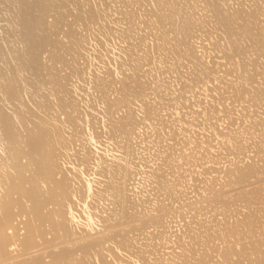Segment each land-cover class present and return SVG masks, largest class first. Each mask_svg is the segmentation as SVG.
<instances>
[{
    "label": "bare ground",
    "instance_id": "bare-ground-1",
    "mask_svg": "<svg viewBox=\"0 0 264 264\" xmlns=\"http://www.w3.org/2000/svg\"><path fill=\"white\" fill-rule=\"evenodd\" d=\"M223 1L228 2L229 0H130L129 3L138 5L137 8L144 2L146 9L144 7H141L142 10L139 9L140 7L132 9L128 3L127 10L121 12L122 14L124 13L121 16L123 18L119 20L125 22L122 24L125 25V27L123 26L124 30L117 24L123 30L121 33L123 37L119 35V28L115 26H112V28L110 26H103L104 28L119 29L117 33L119 36L115 35L116 29L115 32L113 30L116 37L114 35L112 37L126 38V40L124 39L125 41L123 40L124 42L129 40L126 42L128 45L123 42L125 46H128L126 47L129 53H125L127 52L124 49L125 46L122 47L121 45L119 47V49L122 47L125 50L124 52L121 49L123 55L124 53L125 55L122 56L120 54V57H125L127 61L124 63L121 57L122 61L120 64L128 70L129 74L127 79L117 81L116 83L115 81L103 82V79L100 77H95V80L91 78L90 83L93 82V86L102 94L100 99L103 105L101 106L103 113L100 112V114H103L102 128L97 127L100 125L99 117L98 119L85 114V119H83L79 116L81 113L75 109L73 101H70L63 94L62 76L57 72H52L51 68L49 70L44 68L41 71H37L36 78L39 80L40 86H48L51 93L49 92V96H44L43 94L38 96L39 99L35 102L38 105H35L34 110L23 112L21 111L23 104L20 103L16 106L10 105L11 107H7L11 113L7 112V108H3L2 105H5V102L10 101V99L23 94L25 87H14L11 81L0 86V91L3 93V97L0 96V264H264V211H262V215L257 211V208L264 204V133L262 131V129L264 130V120H259V118L257 119L252 116L253 112L251 116H244V112L241 117H243V121L248 120V122L245 121L248 124L243 127L241 122L236 121L237 118L234 120L231 117L234 110V108L232 110L233 102L244 101L246 98L251 101L250 104H253V107L254 105L256 107L264 105V87L253 86L254 79L257 76L259 77V74L262 75L263 70L262 72L260 71L262 67H258L257 61L254 65L252 63L251 65L248 63V59L243 58L239 60L233 56L234 51L243 52L240 43H238V35L251 37V44L254 45V48L255 46L262 48L264 35L262 37L261 34L260 39L259 34L261 31L264 34V18L262 16L264 12V0H252V2L250 0L251 3H247L248 5L251 4L249 9L244 8L246 3L244 2L245 4L243 5L242 0L241 4L243 7L239 4V7L233 6V8H231L232 6L226 7L229 3L226 2L225 6ZM127 2L126 5L123 2V8L125 9ZM237 2H233V4L235 3L236 6ZM145 5L143 4V6ZM28 6H25V8L28 9L27 15L29 16L27 17H29V20L27 18L26 23L25 21L23 22L25 25L23 35L37 28V21H33L34 19L29 23L30 18H33L30 15L32 13L34 15V12L32 6L30 5V9ZM19 7V15H21L22 5H19ZM199 8L205 13H207L206 10L208 11L211 17L210 21L213 18V23L209 25V33L215 32L213 34L215 37L216 31H218L221 38L219 42V36L215 37L217 41H213L214 45L211 46L215 48L214 50L216 48L217 51L220 49L223 52V56L227 59V62L225 61L226 64L234 67V70L237 72L240 71L239 76L243 78L245 84L247 80L249 84L244 85L241 83L240 85L237 84V86L233 82H230L226 86H223L224 84L221 83L223 88H220L219 83L218 86H214V92L216 91L215 87H218L217 94L220 90L225 92L224 94H228V96L223 93H219L218 95L223 94L221 95V99L223 97V100L230 98L229 104L232 103L230 104V107L232 105L231 111L228 108L222 109V112H232L229 118L234 120L228 119V114L226 113V116L222 115L229 121L227 124L223 123L226 125V127L223 126L225 129L227 128L226 131H223V128L219 129L216 124H213L214 127H218V131H216L217 133L214 132V136L212 134L211 136L213 139L216 136L221 137V140H219L220 146L214 155L212 152L215 149H212L216 145L212 146L210 144L212 137L206 138L204 136L202 138L205 139L192 140L191 138L194 136L193 132H191L192 134L189 133L194 129L192 127L188 131V128L185 127V129L182 126L189 135H192L190 138L188 135H185L186 133L180 132L183 134L181 135L182 137L180 136L181 138L179 137L181 142L179 140L177 142H180L182 146V143H185L186 140V146L183 145L182 147L176 142V137L180 133L178 134L176 130L172 131L178 134L172 133L173 136L177 135L176 137L174 136V141L180 147H178V152H171L176 145L174 146L175 143L173 142V148H169L172 145L170 146L169 139L165 140L168 135L163 140L166 143L169 142V147L165 143L163 144V142L162 145L159 144L171 149L170 153H168V148L161 147L162 149H160L159 146H156L158 145V141L154 142L156 144H154L155 151H157V147L160 150L156 152L155 158L157 157L158 159H156H160L161 162L159 164L155 162L157 166L153 168L149 166L148 168V164L146 163L154 159L155 155V152L150 151L151 153L149 152L148 155L154 153L152 155L153 158L150 156L152 159L149 162L147 160L145 164L144 162L142 163L145 166L147 165L146 168L149 170L151 167L149 173L150 181L152 182V188H150V181L148 182L149 188H147L149 190L147 192L151 193L146 194L145 192L142 195V191L147 186L146 183V186L140 192L137 188L139 193L132 191L133 187L130 188L131 182L132 185L135 183V180H132L134 174H137L138 179L140 175V172L137 173L139 170H135L136 166L133 163L135 159L133 158H136L139 162L138 158L143 155L142 153L140 156H137L138 158L136 157L137 152L135 153L136 146L134 145L143 144L142 142L146 141L141 140V142V138H139L140 143L137 141L138 143L135 144L133 139L137 138V134L134 133H136L138 128L143 130L148 123L152 124L154 122L151 126L155 127L156 131L160 133L158 134L159 138V135L162 136L161 132L163 128L167 131V127L172 125V121L170 122L169 118L168 120L166 119L168 123L170 122L167 125L165 119L163 121V118H158L159 115L161 117V114L158 113L157 107L162 102L163 96L165 98L168 97V94L170 95V91L165 93V90L171 89L169 88L170 85L168 84V89H166L167 86L163 89L164 87L160 86L156 77L153 87L154 98L156 99L149 100L148 102L145 98L149 88L142 78L143 70L141 69L152 58H156V60L162 58L163 62L167 65L166 69L181 68L187 60L193 65V70L192 73L188 72L186 78L183 79L182 76L180 83H182L181 80H184L183 83L185 84L186 81H191L188 83H192V81L195 82L201 79L200 76L203 73L200 75L199 68H195L194 48L190 45L192 44V41H190L191 37L193 38V35L196 34V29L202 27L204 29V25L207 23L205 19L197 17L198 15L196 16V9H198L197 11L200 14ZM46 9L48 10L47 7ZM93 9L89 8L85 12V15L79 19L81 21L80 24L85 28H89L90 24H95L97 17H99L96 14L97 9H95L96 11ZM143 9L145 11L143 12L144 14L137 13V11H143ZM98 14L101 15L100 12ZM59 15L63 16L61 13ZM218 15H220V18ZM141 16L143 18L140 21ZM34 17L36 16L34 15ZM101 17L99 18L101 19ZM99 18L98 20H100ZM54 20L52 23H45L47 29L52 30L60 22L59 19ZM221 20H223V26L220 24V27L218 23ZM140 22L144 23V31L153 35L151 37L148 34L150 40L151 38L154 39L153 44L151 46L147 45L148 47L144 50V56H140L133 51L136 48L135 41H138V44H144L147 40L143 38L142 41H139L138 39L141 32L138 33L136 27H138ZM141 24H139V29ZM207 24L206 27L208 28ZM134 29L137 34L133 33H135L134 35H138V38L132 33ZM104 30L107 29H103V33ZM108 30L107 34H109ZM145 32L144 34L146 35ZM200 33L202 34V32L197 30V35H200ZM63 34L69 43L67 51H70L75 45L80 43V35L73 33L68 27L66 30H63ZM28 35H30V38ZM28 35L27 40L31 39L34 33ZM103 35L105 37V33ZM199 35L198 39L202 40L208 37L206 34L207 36L201 38L202 35H200L199 38ZM147 36L145 37L147 38ZM22 38H24V46L25 43L27 45L28 42H26L27 40L25 41L26 35ZM112 39L114 40V38ZM121 39L118 41L119 43H121ZM115 40H118V38ZM58 44H60V40L52 37H45L40 43L34 41V39L32 42L29 41V44L22 52H16L18 60L16 68L18 70H24L26 67L30 68L31 63L28 60H23V55H28L36 48H45L47 50V47H49L50 52L47 51L49 52V56H51L49 58L47 54V59L51 62L53 60L56 61L59 59V56L54 52V49ZM156 53L159 55H155ZM126 55H128V59H126ZM171 59H174V62L169 63L168 61ZM206 65H202L203 69L201 68V71L204 70L208 78L214 70ZM213 75L212 77L214 78ZM216 78L218 76L215 77V80H217ZM218 82H221V78ZM114 83L113 90L115 93H111L110 95L109 89ZM188 85L186 88L190 89ZM252 86L253 90L251 89ZM188 89L184 87V91L188 92ZM173 91H175V88ZM176 91L179 94L177 88ZM227 91L228 93H226ZM212 92L211 94H213ZM177 94L176 96H174L175 93L173 95L176 103L180 102L182 98L185 100L189 98L190 101V96L187 99L186 95L183 96L185 92L184 94L180 93L181 95L178 98H176ZM214 98H216V95L212 97L213 100H216ZM133 101L140 103L138 107H140L141 111L139 108L137 110L142 114L139 112V116L137 110L129 107V104ZM183 101L181 104H177L182 106ZM187 101H185L186 105ZM167 102H169V99L166 100ZM197 102L200 101L197 100ZM225 102H222L220 105ZM213 104L217 106V103L215 104L214 101ZM214 105L209 104L208 107L202 110L201 113L203 115L200 113V116L199 113L197 114L194 111L198 115V117L196 116L197 119L194 116V122L202 115V117L204 116L203 120L208 119L209 121L205 120L206 126L202 122L201 124L200 120L197 121L199 125L195 123L194 126V122L193 124L191 123L193 120H188L191 111L186 112V114L190 112L189 115L187 114V119H185V113L179 112L178 116L181 117V114L184 116V118H181L185 123V125L182 123L184 126L193 125V127H196L197 124L199 127L204 124L205 128H207V125H210L212 129L211 123H215L219 119L215 120L218 116L215 110L218 109L219 112L221 110L217 108L218 106L216 109ZM173 106V109H177ZM244 107L248 108V105ZM168 108L169 112L173 110H170V107ZM54 110H58V113L63 115V117L57 111L53 115ZM172 114L170 113V119H173L172 123L175 124L178 120H174L171 117ZM156 115H158L157 118ZM214 115H216L215 118H213ZM255 115L257 116L258 114L255 113ZM178 116H176V119ZM212 118L214 121L211 120ZM239 119L241 120L240 117ZM151 120L152 122H147ZM181 120L180 122H182ZM144 121L147 124H144L145 126L143 125L141 126L143 128H140L139 126ZM222 121H224L223 118ZM235 121L237 124H240V126L237 125V128H234L236 124L233 125L236 123ZM232 122H234L233 126L230 127L229 124ZM223 124L221 123V126ZM259 125L262 126V129L258 128ZM173 126L169 129H177L179 125ZM146 127L149 130L150 126ZM202 127H199L201 128V132H205L206 129L204 128V131H202ZM98 128H101L102 131H99ZM216 128L214 129L216 130ZM257 128L261 131L258 132ZM138 130L137 133L139 132ZM152 130L151 134V130L148 132L149 134L146 139L156 132L153 128ZM197 130H195L196 136L194 138H197ZM166 131H163V135L168 134ZM142 132L141 134L146 137L147 132L145 135V130ZM200 134L202 133L199 131L198 138ZM170 136L172 135L169 134ZM100 137L105 138L104 140L107 141V145L105 146L107 150H102L103 152L97 151L95 145L96 150L92 147L93 142H99L98 138ZM172 137L170 138L172 139ZM160 139L162 138L158 139L159 142L163 141ZM75 141H79V143L75 144L77 145L76 148H73ZM150 141L151 143L153 142L152 139ZM191 142H194L197 149H195L196 146L194 148ZM190 143L192 146L188 145L189 147L187 148V144ZM144 144L146 143L144 142ZM152 144L149 147H152ZM108 145L110 147H107ZM91 147L93 150H91ZM143 150L145 152L147 149L144 147ZM166 150L168 152L165 154ZM247 150L253 151V155L248 154L250 156L246 160V163L241 162L242 159H245L243 158L244 156H248L243 155L245 152H248ZM140 152L138 151L137 154ZM229 155L231 156L230 158ZM222 158L228 160V162L226 161L228 164H223V167H219L216 164L217 167H213L209 163L208 167L205 165L206 169L200 166L201 169L198 170L197 167V170H193V168L196 169L199 163L203 162L206 164L207 160H213V162L219 163L222 166V162H217ZM152 161L151 163L154 164ZM200 170L204 171V177L201 174L202 178L200 179L197 175H194L193 178L195 179L196 177L197 182L194 183L195 180L193 179L194 184L190 185L189 183L193 181L191 179L189 182L191 178L190 173ZM199 173L198 175L200 176ZM205 173L208 175L207 177ZM143 177L146 180L148 176ZM144 178L139 180L142 181ZM141 183L139 184L141 185ZM250 183L257 184L251 187ZM246 184L251 188L246 189ZM134 186L136 187L135 184ZM228 186L230 190L234 188L236 191L234 194L226 197L225 193L230 191L229 189L225 190ZM185 189H190V191L186 192ZM131 191L132 193H130ZM189 192L190 196H187ZM183 195L187 197L188 203H184L181 206L179 201ZM177 203L180 206H176ZM243 203V208L246 210L241 213L240 208H242L241 205ZM263 209L262 207L261 210ZM257 212L260 215L258 217H256ZM172 217L178 223L175 230H172V226L170 227V224L173 222L171 221Z\"/></svg>",
    "mask_w": 264,
    "mask_h": 264
},
{
    "label": "rangeland",
    "instance_id": "rangeland-1",
    "mask_svg": "<svg viewBox=\"0 0 264 264\" xmlns=\"http://www.w3.org/2000/svg\"><path fill=\"white\" fill-rule=\"evenodd\" d=\"M125 1L126 2L128 1L127 2L126 9L123 8L124 4L126 5V2ZM125 1L124 0H0V86H2L4 84L8 83L9 81H11V83H12V85L14 87H17V88L25 87V89L23 90V94L16 96L14 99H10V101H8V102H5V105H2V107L6 109L7 107H11L10 105H15L16 106V105H19L20 103H22L23 104V107L21 108V111L28 112V110H34L35 109V105H38V104H35L36 100L39 99L38 96H40L41 94H43L44 96H49V92H50L49 89H48V86H46V85L40 86L39 80L36 78V74L38 73L37 71L38 70L41 71L44 68H47L49 70L51 68L50 70L52 72L53 71L54 72H57L59 75L62 76L61 83L63 85V89H62L63 94L66 95L70 99V101H73V105H74L75 109L78 110L81 113V115H79V116L81 118H83V119H85V114H88L89 117H92V116H94L95 118H98L99 117L100 118V125H98L99 122L96 125H98L97 127H101L102 128V120H103L102 115L103 114H100V112L103 113V109H101L102 108L101 106H103V105L100 102V99H101V95L102 94H101V92L98 91L97 88H95L93 86V82L90 83V80H91V78H93L95 80V77H100V78L103 79V82L115 81V83H116L117 81L125 80V79L128 78L129 72H128V70L125 69L124 66H122L120 64V62L122 61V58H123L122 56H124L125 53L126 54L129 53V51H127L128 50V48H127L128 47L127 46L128 44L126 43L129 40H127L126 42H124L126 40V38L121 39L120 37H117L118 40H115V39H117V38H115L116 37L115 35L118 33V30L120 29V32H119L120 34L119 35L122 36L121 33L123 32L124 27H125V25H122L125 22L123 20L119 21L120 19L123 18V17L121 18V16L124 15V13L122 14L121 12L127 10L128 5L130 4L129 3L130 0H125ZM237 1L238 0H229L228 2L226 1L227 3H229V5H227V6H226L227 3L225 1H223V2L225 3V6L226 7H231L232 6L231 8H233V6L234 7H237L239 4H241L243 2V5L246 3L244 5V8H246V9H249L250 8V5H251V4L248 5L247 3H251L252 2V0H251V2H250V0H242V2H241V0H239L238 2H240V3H238ZM123 2H124V4H123ZM223 2H222V4H224ZM230 2H232V4H230ZM233 2H237L236 3V6H235V3L233 4ZM24 3H26V4L24 5ZM28 4H29V6H28ZM143 4L145 5V3L142 2V4H140V6H139L140 8L139 7L138 8L142 10L141 7H144L146 9V5L143 6ZM19 5H22V7H23V8L21 7V13H22L21 15H19L20 14V7H19ZM30 5L32 6L34 15L36 17H34V15L32 13L30 15V17H33V18L32 19L30 18L29 23H31L32 22L31 20L34 19L33 21H37V28L36 29H33L34 31L31 30L32 32L29 31L27 33L28 34H31V35L34 33V36L32 35L31 39L32 40L34 39V41L39 42V43L42 42L43 38H45V37H50V38L52 37V38H56V39L60 40V44H58V46L54 49V52L58 54L59 59H57L56 61L53 60V62H51V61H49V59H47V54L50 52V48L49 47H47L48 48L47 50L49 52L47 50H45V48L44 49H42V48H36L32 52H30L28 55H25V54L23 55V58H24L23 60H25V61L28 60L29 63H31V67L30 68L29 67H26L24 70L23 69L22 70H18L16 68L17 67V61H18L17 58H16L17 57L16 52L17 51L22 52L24 50V48H26L27 45L29 44V41L32 42L31 39L27 40V35L28 34H25L26 35L25 41L27 40L26 42H28V43H27V45L25 43V46H24V38H22V37H25V35H23L24 34L23 33V31H24L23 29L25 27V25H24L23 22L25 21V23H26L27 18L29 20V17H27V16H29V15H27V10L28 9H26L25 6L26 7L28 6L29 9H30L31 8ZM137 6L138 5H136V4H133L132 5V3H131L129 7L132 8V9H138ZM240 6L243 7L242 4ZM245 6H247L248 8L245 7ZM46 7L48 8V10L46 9ZM89 8H92V9L94 8L93 10L97 9L96 14L99 17H101V15H102V17H101V19L99 17H97V21L98 22L95 21V24H90V27L89 28H85L84 26H82L80 24L81 21L79 19H80L81 16L85 15V12ZM23 10L25 11V13H24ZM197 10L198 9H196V13H197L196 16L198 15L197 17L205 19L206 22L208 23V24L206 23L208 25V28L206 27V24L204 25V29H203V27L202 28H197L196 29V34H194L193 35V38L191 37V40H190V41H192L191 42L192 44H190V45H192L191 47L194 48L195 68H199L200 75H201V73H203V75L200 76L201 79H198L195 82L192 81V83H188V82H191V81H186L185 82L186 85L183 83L184 80L183 81L181 80L182 83H180V79H182V76H183V79L186 78V75L188 74V72L189 73L190 72L192 73V70H193V68H192L193 65L191 64V62L189 63V61H187V60H186V62H184V64L182 65L181 68H178V69H174V68L173 69H169V68H167L166 69V66L167 65L163 62L164 60L162 58H159L158 60H156V58H154V59L152 58V59H149V63L148 64H145L146 66L144 65V67H142V69H141V70H143L142 71V78L148 84V88H149V90L146 92L147 94H146V98H145V100H147L148 102H149V100L156 99V98H154L155 97V94L153 93V90H154L153 89V87H154V80H155L156 77L158 79V82H159L160 86L161 87L162 86L164 87L163 89H165V86H167L166 89H168V84L171 86V87L169 86V88H171V89L165 90V93H168V91H170L169 92L170 95L169 94L167 95L168 97L169 96L170 97L169 98L168 97H165L164 98V96H163V99L161 100L162 101L161 103H163V100H165L164 103L163 104L159 103L158 106H157L158 107V113L161 114V117H159L160 115L159 116L156 115V118H157V116H158V118H161V119L163 118L162 119L163 121H165L166 119L168 120V118H169V121L170 122L171 121L173 122V119L172 120L170 119V113H173L174 115L172 114L171 117L174 118V120H178V122L176 121L178 124L175 121H174L175 124L171 122L172 125L169 126V127H167V131H168L169 128L174 127L173 125H176V126L179 125V126H177V129L176 128H174V129L172 128V130L169 129V133L166 131V129L163 128V131H166V133H168V134H164V135H163L164 132L163 131L161 132L162 129L159 130L162 133V136H163L162 137V136L159 135V138H162L160 140H163V138L165 139L166 135H168V137H169V134L173 136V134H177V132L179 134L181 131L184 134L186 133L185 135H188L190 137L192 135H189V133L192 134L191 132H193V135L196 136V131L195 130L198 129L200 131V133H202V134H200V136L198 138L199 131L197 130V133H198L197 134V138H194V136L192 138L190 137L192 140H194V139L195 140L205 139V138H202L204 136L206 138H209L211 136V134H212V136H214L215 135L214 132L218 131L217 130L218 127H219V129H222L223 128L222 130L223 131H226L227 128L226 129L224 128V127H226V125H224V124L229 123V121H227L228 119H232V118H229L230 117L229 115L232 112L231 113H228V112H224L223 113L222 112V109H228L229 108V110L231 111L232 105H233L232 110H233V108H234V110H233V113H232L231 117H233L234 120H235V118H237L236 121L239 122V123L241 122L243 124V127H245L248 124V123L246 124V122H245V121L248 122V120H244L243 121V119H242L243 117H241V116H243L244 112H245L244 116L245 115H250L251 116V114L253 112L252 116L256 117L257 119L259 118V120H264V111H263L264 105H259L258 107H256L254 105V107L258 108V109H256V108L253 107V104H250L251 101H249L248 99L245 98L244 101H240V102H237V103L236 102H233V104L230 103V104H232L231 107H230V104H229L230 98H226L225 99L226 102H225V100H223V97L221 99V95H223L225 92H222L219 89L220 90L219 93H223V94L218 95L219 94V93L217 94L218 87H215L216 94L213 91L214 86H216V85L218 86L219 84L221 86L220 88H223V86H226V84L227 83H230V82H233L236 85L237 84L240 85L241 83H243L244 85H247V83L249 84V81L247 80V83L245 84V81L243 80V78L241 76H239L240 75V71L237 72L236 70H234V67H232L229 64H226L227 59L223 56V52H221L220 49H218V51H220V52H218L217 51V48H216V50H214L215 48L211 46V45H214V42L213 41H217L216 40L217 38L215 39V37L219 36V32L216 31L215 37L213 35L215 32H213V33L210 34L209 31H208V29H209V25H211L213 23L212 22L213 21V18L210 21V18L211 17H210V14L208 13L207 10H206L207 13H205L201 8H199L200 14H199V12ZM98 12H100L101 15H99ZM139 12H140V14H144L143 12H145V11L143 9V11H140V10L137 11V13H139ZM59 13H61L63 16L61 17V15H59ZM22 15L23 16H26V17H23ZM201 15H203V16H201ZM206 16L209 17V18H207ZM218 16L220 18V15H218ZM262 16L264 18V12H263V15ZM98 18L100 20H98ZM142 18L143 17L141 16L140 21L142 20ZM18 19L20 21H22V22H20ZM54 19H59L60 22L52 30L47 29V27L45 26V23H47V22L48 23H52V21L53 22L55 21ZM18 21H19V23H18ZM141 23L142 22H140L139 24H141ZM222 23H223V20H221L218 24L219 25L220 24L222 25ZM117 24L119 26H121L123 28V30H122L121 27L119 28ZM139 24H138V27H139ZM141 25H140V29L138 27H136L137 28L136 31L138 33H140V32L142 33V34L140 33L141 35L139 34V38H138V35H134L135 33L137 34V32H135V29L132 31V33L135 32V33H133V35L134 36H137L136 38H138L139 41H142L143 38H144V40H146V39L147 40H146V42L144 44H140V43L138 44V41H135L136 48L133 49V51H135L140 56H144L145 55L144 50L148 47L147 45H150L151 46L153 44L154 39L151 38V40H150V36L153 37V35H150L148 32H145L144 31V29H145L144 23H142ZM221 25H220V27H221ZM103 26L104 27L105 26H108V27L110 26L111 28H112V26H115V27H117L119 29H117V28L110 29L108 27L107 28H104ZM67 27L69 28L70 31H72L73 33H77L81 37L80 38V43L78 45H75L70 51H67V48H68V44L69 43H68V39L63 34V30H66ZM103 29H107V30L110 29V30H112V32H110V30H108L109 31V34H107V30H104V33H105V37H104V35H103L104 34L103 33ZM138 29H139V31H138ZM141 29H142V31H141ZM200 29H202V30H200ZM113 30H114V32L116 30L115 35L113 33ZM197 30H199V32H202V34L200 33V35H202L201 38H203L204 36H207V35H208V37H206V39L203 38V40L202 39H198V35L199 34L197 35ZM61 31H62V33H61ZM144 32L146 33V35L144 34ZM206 32H208V33H206ZM111 33H113V34L111 35ZM261 34H262V37H263L264 34H263L262 31L259 34L260 36L258 35L260 39H261ZM21 35H22V37H21ZM113 35L115 37H112ZM119 35L117 34V36H119ZM144 35L145 36L148 35L149 38H148V36L146 38ZM200 35H199V38H200ZM210 35H213V36H210ZM141 36H142V38H141ZM28 37L30 38V35H28ZM211 37H212L213 40L211 39ZM112 38H114V40ZM237 38H238V43H240V47L243 49V52L234 51V53H233L234 58H237L239 60H242L243 58L248 59L249 60L248 63H250V64L252 63L253 65L257 61L258 67L259 66H260L259 68L262 67L261 70L260 69L259 70L261 72L263 70V72H262V75L259 74V77L257 76L254 79L253 86H257V87H262L263 88L264 87V74H263L264 73V68H263L264 67L263 66L264 65V42H263L262 48L261 47H256V46L254 48V45L251 44V37L249 38L247 35H242V36H239L238 35ZM21 39H23V40L21 41ZM120 39H121V43L118 42ZM210 39H211V41H210ZM220 39L221 38L219 36L218 37V41L219 42H220ZM193 41H194V44H193ZM221 41H223V40H221ZM123 42L127 44L126 45L127 47L125 46V44ZM223 43H224V41H223ZM121 45H122V47L125 46L124 49L127 52H125V50L122 47L119 49V47ZM256 48L259 49V50H257ZM121 49H123V51L125 52L124 55H123V51ZM119 50H121L122 52L119 51ZM43 51H45L46 53L43 52ZM120 54L122 55L121 56L122 58L120 57ZM155 55H159V54L156 53ZM50 56L48 54V57L49 58H50ZM127 56L128 55H126V59H128ZM119 59H120V61H119ZM124 60H125V57L123 58V62L124 63L127 62L126 60L125 61ZM38 62H40V64H38ZM168 62L169 63L170 62H174V59H171ZM203 64L206 65V66H208L212 70H214V71H212V75L217 73L216 75H213L214 78L212 77V75H210V77L207 78L206 72L204 70L201 71V68L203 69V66H202ZM204 72H205V74H204ZM214 72H216V73H214ZM203 76H204V78H203ZM216 76H218V78H216L218 81H220V78H221V82H218L217 80H215V77ZM93 79H92V81H94ZM186 80H188V79H186ZM236 80H237V82H236ZM239 81H240V83H239ZM115 83L110 86V89H109V94L110 95H111V93H115L114 90H113V88L115 86ZM221 83H223L224 85L222 86ZM182 84H184L185 86L182 85ZM187 84H189L188 86H190L189 87L190 89L186 88L187 87ZM39 86H40V88H39ZM253 86L251 88L252 90L254 89ZM184 87H185V89H188V92L189 93L186 90L184 91ZM174 88H175V91H173ZM176 88H177L179 94H177ZM178 88L179 89H182V90L179 91ZM171 90H172V93H171ZM32 91L35 92V93L32 94L33 93ZM173 92L175 93V95H174ZM184 92H185V94H184ZM211 92L213 94H211ZM180 93L184 94L183 96L186 95L185 96L186 99H187V97L190 96V101H189V98L187 99L188 101L185 100L184 98H182V100L180 102H177V103H180L181 104V102L183 100L187 101V105H186V102L183 101V103H185L184 104V107H183V103H182V106H181V105L177 104L175 102V100H174V98H175L174 96H176V94H177V97L176 98H178L179 95H181ZM226 93H228V91ZM214 95H216V98H214L216 100H213L212 99V97ZM224 95L228 96V94H224ZM229 95H230V93H229ZM0 96L3 97L2 91H0ZM171 96H173L172 99H170ZM210 97L212 99V102H211ZM219 97H220V99H219ZM49 99L52 100L51 98H49ZM168 99H169V102L166 103V100H168ZM196 99L198 101H200V102H197ZM171 100L172 101L174 100L173 103H172ZM221 100H222V102H225L222 105H220L222 102L219 103V101H221ZM195 101H196V103H195ZM209 101H210V103H209ZM213 101H214L215 104L217 103V106L218 107L213 104ZM231 102H232V100H231ZM137 103H138L137 101L136 102L133 101V102H131L129 104V107L130 108H133L135 110H137V108H139V110H140V107H138V106H140V103H138V104ZM171 104H172V106L175 104L173 107H176L177 109L174 108L175 109L174 110L172 108V106H170ZM209 104L210 105H214L215 108L217 107V108H220L221 109L220 112H219V110L217 108H216L217 110H215V112L217 111L218 116H217V118H215L216 115H214L213 118H215V120L218 119V118L219 119L216 120L215 123H211V125L213 126L212 129L214 131L211 129V126L210 125H207V128H205V126L207 124L206 121H208V119H205L206 121L202 119L204 116L202 117L203 113H201V112L206 107H208ZM243 105L244 106L245 105H248V108L247 107H244ZM241 106H242V108H241ZM159 107H160V109H159ZM168 107H170V110L171 109H173V110H171L169 112V110H168L169 108ZM139 110H137L138 111V113H137L138 116H139V112L141 111V110L140 111ZM254 110H255V112H254ZM6 111L9 112V113H11L10 109H8V108L6 109ZM56 111H57V113L59 112L58 110H56ZM56 111L53 113V115L56 114ZM172 111H174V112H172ZM176 111H177V113H175ZM188 111H191V113L189 112L190 115H189V113H187L189 115V117L186 114V112H188ZM194 111L197 114L199 113V116H200V113L202 114L201 117L198 118V120H195V122H194L193 118H194V116H195V118H196V116L198 117V115L195 114ZM179 112L180 113H183V114L185 113L184 114L185 119H187L186 117H188V120H190V121L193 120L191 123L193 124V122H194V124H193L194 126H195V123H198L197 121L200 120L199 122L200 123L201 122L204 123L205 126H203L204 124L201 125L202 124L201 123L200 124L201 126H199V127H202L203 126L202 127V131H204V128L206 130H208V131L205 130V132H201V130H200L201 128H199L197 126V124H196V127H193V125H187V124L186 125L188 127L187 126H184L185 123L181 120V118H184V116L182 114H181V117L178 116ZM225 113L228 114V116H227L228 119L227 118L225 119V117L222 116V115H225L226 116ZM255 113H257L258 115L256 116ZM58 114L61 115L60 113H58ZM140 114H142V113L140 112ZM191 114H193V115H191ZM261 114H262V116H261ZM61 116L63 117V115H61ZM176 116H178L177 119H176ZM239 117L241 118V120L243 122L239 119ZM213 118L211 120H213ZM222 118L224 119V121H222ZM238 119H239V121H238ZM167 120L165 122H167L166 124L168 125L170 122L168 123ZM180 120L182 122H180ZM211 120H210V122H212ZM153 121H156V120H153ZM145 122L146 121H144L139 127L140 128H143L141 126H143L144 124H147V122H152V120L151 121H147L146 123ZM237 122L236 123L232 122V123H230L231 125L229 124V126L231 127V126H233V125L236 124L234 126V128L235 127L237 128V125L240 126V124L239 123L237 124ZM153 123L154 122H152V124L148 123V125H146L148 127L150 126L149 127V130L146 129L147 127L144 125L145 126L144 127L145 129L143 128V130H145L144 135L147 132L146 133V137H144L141 134V133H143L142 132L143 130L138 128L139 130L138 129L137 130L140 132V134H139V132L137 133V130H136V133H134V134H137V138L136 139H133L135 144H137L138 142L140 143L141 140L142 141L149 140L147 142L144 141L146 144H144V142L141 141L143 144L140 143V144L134 145V146L137 147V148L135 147V153L136 152L138 153V151L140 152V150H141V152L139 154L136 153V157L138 155L140 156V154L143 153V155H141V157H139V158L137 157L138 160H139V162L137 161L136 158H133V159L136 160V161L134 160V162H133L134 165L136 166V169L135 170L136 171L139 170L137 173L140 172L139 174L141 176L139 175V179H141V178L143 179L144 178L143 176H145V177L148 176V177L146 178V180L144 178V180L141 181V180L138 179L137 174H134V177L132 178V180H135L134 181L135 183L134 182L133 183L136 185V187L134 186V184L132 185V182L130 180V182H131L130 188L133 187L132 188V191H136V192H138V189H139V192H140L141 190L144 189V186H146V184H147V186L145 187L146 191L144 189V191H142V193H141L142 195L145 192H146V194H150L151 193V192H147V190H148L147 188H149L148 187L149 186V183L148 182L150 181V173H149V171L151 170V167H150V170L148 168H149V166H152V168H153V167L157 166V164H159V162H161L160 159L157 160L158 158L157 157H156L157 159L155 158V156L157 155L156 152L157 151H160L159 150V147H160V149H162L161 147H164V148L166 147L165 149H167L169 147V142H170L171 143L170 146L172 145V147H169V148L172 149L173 148V144L172 143L174 142L175 143L174 146H175L176 145V142L178 140L180 141L179 137L181 135H183L181 133H180V135L177 134L178 135V136L176 135L177 137L174 135L177 138V139L175 138L176 139V142L174 141V136L173 137L170 136V137H172V139L170 137L169 138L167 137L165 139V140H168L169 139V142L168 143H166L165 140L159 142V140H158L159 139L158 138V134H160V133L156 131V128L155 127H152L151 126V125H153ZM180 123L181 124L183 123L184 125L183 124L181 125ZM221 123L222 124L224 123V124L221 126ZM263 123H264V121H263ZM208 124H210V123H208ZM213 124L214 125L216 124V126H218V127L217 128H216V126L214 127ZM198 125H199V123H198ZM260 125H263V124H260ZM260 125L258 126V128L259 129H262V126H260ZM182 126L184 128L185 127L188 128V131L191 130L190 128L192 127V129L193 128L195 129V130L193 129L195 132L193 130H191L189 133H187V131H185L186 128L184 129ZM208 126H210V127L208 128ZM151 127L156 131L155 132L156 134L153 133V135H155V136L151 135V136H148V139H146L147 138V135L149 134L148 132L151 130L150 131V134H151V132L153 131ZM241 127H242V125H241ZM101 128L100 129L98 128V130L99 131H102ZM214 128H216V130ZM258 128H257V131L260 132L261 130L259 131ZM175 130L177 132H172V131H175ZM211 130H212V132L214 134L211 132ZM219 131H221V130H219ZM262 131L264 133V130L263 129H262ZM206 134H207V136H206ZM208 134H209V136H208ZM138 136H140V137H138ZM139 138H141L140 141H139ZM153 138H154V140H153ZM156 138H158V139H156ZM215 138H216V140H215ZM104 139L105 138H102V137L98 138L99 142H97V141L96 142H93L92 147L95 150L97 148V151H99V152H103L102 150H107L106 147H105L107 145L106 144L107 141L104 140ZM150 139H152V141H153L152 143L153 144L151 143ZM211 139H212L211 142L214 140L213 141L214 144L211 143V142H210V144H212V146L213 145H216V146H214L216 148L213 147V149H212V150L215 149L214 152H212L213 155H214L217 152L218 147L220 146L219 140H221V137L220 136H216V137H214V139H213V137ZM102 140H103V143H102ZM171 140H173V141L171 142ZM155 141H158V145H156L154 143ZM162 142H163V144L165 143L168 147L165 146V145L164 146H160V144L162 145ZM180 142L179 143L177 142V143L180 145ZM78 143H79V141H75V143L73 144V148H76L77 145H75V144H78ZM185 143H186V140H185ZM185 143L183 142L182 143V146L183 145L186 146ZM191 143L190 144H187V148L189 147L188 145H191V146H192V144L194 145V142L192 144ZM151 144H152V147H154V148L149 147V145H151ZM154 144L156 146H159V147L156 148L157 151H155V145ZM178 144L175 146V148H177V149L173 148L175 150H173V149L171 150V149L168 148L169 149L168 150L169 152L166 150L165 151V154H166V152L170 153V150H171V152L174 151L172 153H175V151L178 152V147H179ZM94 145H95L96 148L94 147ZM102 146H104V147H102ZM140 146H142V147L140 148ZM143 146L147 149V150H145V152L143 150V148H144ZM182 146L180 145V147H182ZM195 146L196 145H194V148H195ZM92 147H91V150H93ZM107 147H110V146L108 145ZM98 148H100V149H98ZM136 149H138V150H136ZM149 149H151V150H149ZM153 149H154V151H153ZM195 149H197V146H196ZM198 150H199V148H198ZM251 150H253V149L251 148ZM150 151L151 152H155V155H154V153H152L151 155H148ZM112 152H114V151H112ZM163 153H164V151H163ZM146 154H147V157H146ZM248 154L253 155V151L245 152V154H243V155H248ZM152 155H154V159H156L155 161H154V159H152L153 158ZM134 156H135V154H134ZM150 156H152V158ZM241 156H240V158H241ZM249 156L250 155L244 156L243 158H245V159H242L241 162L246 163V160H248V157ZM144 157L146 158V160H145ZM230 157L231 156L229 155V158ZM229 158L227 157V159H229ZM150 159L153 160V161L152 160L151 161L154 164L151 163ZM223 159L224 158H222L220 161L219 160L217 161V162H220V163L222 162V166L219 163L213 162V160L212 161L211 160H209V161L207 160V163L206 164L203 163V162L201 163L202 165L200 163L199 164L197 163L198 165L196 166V169L193 168V170H197V167H198V170L201 169L200 166L202 168H205V165H206V167H208L209 163L212 164L213 167H217V166L223 167V164L226 165V163L228 162V160H225L226 158L224 159V161H223ZM140 161H141V163H140ZM146 161L147 162L150 161V162L149 163H146ZM143 162H144V164L145 163L148 164V166L146 165L148 168H146V166L142 164ZM212 165H210V166H212ZM142 166L145 167V168L143 167V169L145 171H147V172H145L143 169H141ZM205 169H203V170H205ZM203 170H200L198 172L197 171H192L193 173L192 172L190 173L191 174L190 175L191 178H190L189 182L191 181V179L192 180L194 179L193 178L194 175H197L200 179L202 178L201 177V174L204 177V173H203L204 171ZM198 173L200 174V176L198 175ZM205 176L207 177L208 175H206V173H205ZM136 180L139 183H141L143 181H146V182H143L144 184L141 183V185L143 184L142 185L143 188L141 187L142 189L140 188L141 185ZM194 180H195V182H194ZM194 180L191 181L190 183L189 182H187V183H189L190 185H192L193 182L194 183L197 182L196 181L197 180L196 177H195ZM151 183L152 182L150 181V185H151L150 188H152V184ZM138 184H139V186H137ZM254 184L255 183H253V184L250 183L249 185L251 187H253L257 183L255 185ZM247 185L248 184H246V187H245L246 189L247 188H251L249 185L248 186ZM190 189H191V187H190ZM190 189L189 190H186L185 189V191L186 192L187 191H190ZM227 189H229V186L225 190L227 191ZM132 191L130 193H132ZM150 191H152V190L150 189ZM235 191L236 190H234V188H231L230 191H227L226 193L225 192L224 193L227 195L226 197H228L229 195L234 194ZM146 194H144V195H146ZM187 196H190V192H189V195H187ZM181 200L179 201L181 206H183L182 204H184V203H188L187 197L184 196V195L181 197ZM178 204L179 203H177L176 206H180ZM243 206H244V203L241 205L242 208H240L241 209V213L246 210L245 208H243ZM260 206H262V205H260ZM260 206L257 208L258 209L257 211L260 213V215H262V213H263L262 211H264V209L263 210H261V209H262V207L264 208V204H263V206L261 208H260ZM184 207H182V208H184ZM180 210H182V209H180ZM260 210H261V212H260ZM258 212H257L256 217H258V215H259ZM263 215H264V213H263ZM171 219L170 220L173 221V222L170 224V227L172 226L171 227L172 230H175L177 228V226H178V223H177L176 219H174V217H172Z\"/></svg>",
    "mask_w": 264,
    "mask_h": 264
}]
</instances>
